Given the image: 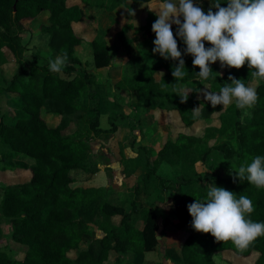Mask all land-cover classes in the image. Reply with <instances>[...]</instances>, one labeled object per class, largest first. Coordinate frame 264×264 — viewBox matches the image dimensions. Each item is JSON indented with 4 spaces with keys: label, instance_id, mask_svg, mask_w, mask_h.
<instances>
[{
    "label": "trees",
    "instance_id": "trees-1",
    "mask_svg": "<svg viewBox=\"0 0 264 264\" xmlns=\"http://www.w3.org/2000/svg\"><path fill=\"white\" fill-rule=\"evenodd\" d=\"M73 1L0 0V92L9 109L3 112L0 108V165L2 172L10 174L19 170L23 172L21 176L16 175L19 180L22 176L26 178L23 182L0 185V239L3 238L1 223L5 220L11 233L9 240L15 246L12 256L0 250V264H107L112 255L114 262L120 264L129 254L138 260L125 264H141L144 255L153 253L159 244L155 210L140 205L154 188L171 202L178 221L177 230L186 235L180 245L166 249V253L170 251L173 255L172 259L165 255L167 264H217L218 256L222 261L231 258L233 264H264V237L239 252L231 242H216L210 233L192 229V218L187 210L194 199L204 198L205 184H215L235 192L237 197H249L255 209L250 218L264 222V189H256L247 181L234 183V175L223 176L208 162L209 156L219 153L238 168L257 155L264 156V81L257 86L247 64L240 69H222L219 61L210 67L213 73L221 75L213 74L206 81L197 80L195 72H199V68L193 67L191 55H183L186 45L178 37V48L188 74L176 81L171 72L178 61L165 60L152 52L155 33L151 26L158 17L147 8L155 3L150 0H78L79 5H69ZM159 2L162 0H157ZM226 2L206 0L207 6L203 9L207 12L215 3L226 6ZM121 5L128 14L139 7L146 9V21L138 29L148 36L142 45L151 52H146L142 56L143 64L130 68L129 76L119 80L113 88L128 97L132 108L152 117V134L162 124L168 125L165 115L176 113L179 121L178 126L168 128L160 150V154H169L176 162L174 176L169 179L156 173L158 162L151 164L147 149L132 138L131 149L147 174L129 188L134 195L129 211L105 201L101 189L74 185L77 177L87 180L97 173L96 166L90 162V143L103 135L111 136L116 131V118L110 119L113 122L109 130H103L99 126V107L95 103L82 106V100L97 101L93 90L96 78L83 67L76 48L88 44L94 67L101 70L111 65V47L98 34L86 42L77 33L83 21L73 13L93 8L110 13ZM172 31L175 37L176 25L172 26ZM21 34L31 38L46 36V48L38 49V56L23 61L21 57L26 48ZM210 46L205 42L206 48ZM5 49L15 53L12 63L18 65L9 81L1 77L2 66L10 64L1 62ZM40 53L50 59L67 53L68 64L62 73H51L46 63L39 64ZM229 75L256 87L257 103L250 110L249 120L243 123L241 110L234 105L226 109L222 105L213 108L198 96L202 87L218 92L224 83H230ZM178 88L189 92L183 103L180 96L187 92L180 93ZM199 106L200 114L194 116L192 110ZM195 128L202 129V134H197ZM228 130H231L234 145L217 144L216 135H224ZM28 162L32 164L29 166ZM198 163L210 171V176L194 172V165ZM151 179L153 186L149 184ZM137 220L139 227L135 225ZM93 232L97 236L92 239ZM83 243H89L85 250L81 249Z\"/></svg>",
    "mask_w": 264,
    "mask_h": 264
},
{
    "label": "clouds",
    "instance_id": "clouds-1",
    "mask_svg": "<svg viewBox=\"0 0 264 264\" xmlns=\"http://www.w3.org/2000/svg\"><path fill=\"white\" fill-rule=\"evenodd\" d=\"M150 2L157 3V0ZM149 10L158 17L151 26L155 33L152 52L165 60L178 61L171 72L174 80H182L188 74L178 48V37L186 45L183 55H191L193 67L199 68V72H195L197 80L206 81L213 74L221 75L213 73L210 67L219 61L222 69H240L247 64L257 86L264 81V0H227L226 6L215 3L207 12L193 0H162L158 9ZM173 25H176L175 37ZM205 42L211 46L206 48ZM36 43L38 41L34 40L33 44ZM67 64V53L56 55L49 60V71L60 74ZM159 74L163 76L162 72ZM227 79L230 83H224L218 92L205 88L199 91L213 108L222 105L226 109L234 105L241 110L243 123V118L250 116V110L257 103L256 87L247 86L232 75ZM188 94L180 96L182 103ZM192 112L199 116L200 106ZM231 172L235 173L234 183L247 181L256 189H264V156L257 155L250 163L231 168ZM205 186L204 198L194 199L187 205L192 229L210 233L216 242H231L239 252L247 250L257 238L264 237V222L250 218L255 209L249 197H237L235 192L215 184Z\"/></svg>",
    "mask_w": 264,
    "mask_h": 264
},
{
    "label": "rangeland",
    "instance_id": "rangeland-1",
    "mask_svg": "<svg viewBox=\"0 0 264 264\" xmlns=\"http://www.w3.org/2000/svg\"><path fill=\"white\" fill-rule=\"evenodd\" d=\"M205 2L206 0H195L194 3H199V5L203 8L204 6H207ZM73 15H78L81 18L80 13L78 14L75 12ZM130 15L131 14H129V16ZM137 18L135 17L133 20L137 21ZM129 19L127 21H129ZM123 39L121 38V42L119 40L117 42V46L111 50V63L119 67H121V62L128 64L123 69L122 76L124 77L130 74V68H135V66H139L140 64L133 56L135 55L136 49H134V46L136 44L133 45L130 41L125 42ZM21 40L26 48L21 57L23 61H28L33 57L38 56V49H45L48 42V38L46 36L37 35L31 38L28 34H21ZM34 40L38 41V43L33 44ZM14 54L15 53H12V51H9L8 49L3 51L1 62L10 63L2 66L1 77L6 81L11 79L18 68L17 64L12 63L15 57ZM40 56L42 60L39 64L46 63L48 65L50 58L45 56V53H40ZM78 59L83 64V67L96 76L93 90L96 94L97 101L92 102L91 100H82L81 103L84 101L82 106H89L95 103L99 107L101 113L99 126L103 130H109L111 128L112 121L110 119L113 117L116 118V131L109 137L103 135L99 139H95L90 143L92 154L90 162L97 168V173L95 174L96 176L94 175L91 179L87 180H85L82 176L77 177L74 185L85 187L89 186L99 190L101 189L103 193L102 198H104L105 201L113 205L123 206L126 211H129L132 208L131 202L134 198V195L131 191H129V188L136 186L138 179L147 174V171L139 164L136 154L131 149L132 138L136 139L138 145L147 149L151 164H153V162H158L156 173L169 179L174 176L173 174L176 169V162L171 155L160 154V150L164 145L168 128L171 129L179 125L178 118L176 113L165 115L164 119L168 122V125L162 124L157 130V133L152 134L150 132V127L153 122L152 117L143 110H135L132 108L129 105L128 97L124 93H118L108 82L106 71L95 69L91 48L88 50V48L85 47L83 52L78 55ZM203 88L206 89V87H202L201 89ZM197 89L198 87L194 88L193 92ZM178 90L180 93L188 92V90L184 88H178ZM172 91L176 93V89H173ZM199 95L203 98L200 91L198 93V96ZM0 108L3 112H7L9 110L6 106V98L1 92ZM249 117L250 116H245L243 118V122L249 120ZM195 132L197 134H202V129L195 128ZM210 134H212V132H210L209 135ZM216 142L217 144L226 142L230 145H234L231 130H228V132L224 135H216ZM208 162L209 164H214L217 169V173L223 176L235 175L234 172H231V168L234 169V162L223 159L219 153L209 156ZM28 163L29 166L32 164L31 162ZM11 166L12 165L10 164V167ZM1 167L2 165H0V168ZM193 170L205 177L210 176V171L202 164L198 163L194 165ZM22 173L23 172L19 170H13L12 172L10 171L9 174L0 170V185L15 184L17 182L25 181V177H20V180L19 177H17ZM152 179L149 181L150 186H153ZM90 180L93 181L89 182ZM152 192L153 193L145 199V203L141 200L140 205H145L147 209L155 210L158 223L157 237L159 238V244L153 253H149L145 256V258L143 257L142 261L145 262L141 261V264H167L164 261L165 255L170 257V259L173 258V255L170 251L166 253V249H172L177 244L180 245L186 235L177 230L178 221L175 218L171 202L167 198H162L157 189L154 188ZM169 205L171 206L169 207ZM1 224L3 238L0 239V250L12 256L15 253V246L9 240L11 235L9 226L6 225L5 220H3ZM135 225L137 227L140 226L138 220L135 222ZM96 236V232L90 234V238L92 239ZM90 240L91 239H89L88 242ZM88 244L89 243H83L81 245V249L85 250L88 247ZM114 258L115 256L112 255L110 262L107 264H116L114 262ZM136 260L138 259L129 254L121 260L120 264ZM223 260L225 261L220 260L219 256L215 258L217 264H233L231 258H224Z\"/></svg>",
    "mask_w": 264,
    "mask_h": 264
},
{
    "label": "crops",
    "instance_id": "crops-1",
    "mask_svg": "<svg viewBox=\"0 0 264 264\" xmlns=\"http://www.w3.org/2000/svg\"><path fill=\"white\" fill-rule=\"evenodd\" d=\"M127 2H129V0ZM193 2H195V0H193ZM158 4L159 3H155L153 5L148 6L147 10L152 14L156 15L154 11H150L149 9H158ZM69 5H79V1L75 0L73 2H70ZM146 12L147 11L144 7H139L133 12L134 15L129 16L126 8L123 5L117 7L114 11L110 13L101 11L97 8L85 10L82 13L80 12L81 20L83 22L79 25L77 33L81 35L86 42L92 41L97 34L101 35L107 40L111 47V50L115 48V46H117V42L119 40L121 42V38H124L123 40L125 42L130 41L131 43H133V45L136 44L134 46V49H136V51L135 55L133 56L135 57L136 61L140 65H142V56H144V54L148 51L151 52L149 48L144 47L142 45V43L147 39L148 36L138 29V26L141 25L144 21H146ZM73 14H75V12ZM135 17L137 18V21L133 20L135 19ZM128 19L129 21H127ZM85 47L88 48V50L91 48L88 44H83L76 48L77 57L81 52H83V49H85ZM127 65V63L121 62V67H119L111 63L108 68L101 70L106 71L107 80L113 86L119 80L125 78V76H122V73L124 67H126ZM93 180H90L89 182ZM146 255L148 254H145L144 258Z\"/></svg>",
    "mask_w": 264,
    "mask_h": 264
},
{
    "label": "water",
    "instance_id": "water-1",
    "mask_svg": "<svg viewBox=\"0 0 264 264\" xmlns=\"http://www.w3.org/2000/svg\"><path fill=\"white\" fill-rule=\"evenodd\" d=\"M150 3H151V2H150ZM150 3H149V4H150ZM156 239H157V240H159V238H158V237H156Z\"/></svg>",
    "mask_w": 264,
    "mask_h": 264
}]
</instances>
